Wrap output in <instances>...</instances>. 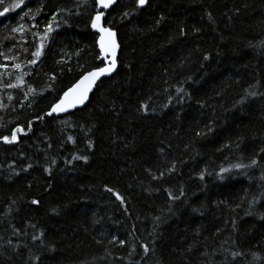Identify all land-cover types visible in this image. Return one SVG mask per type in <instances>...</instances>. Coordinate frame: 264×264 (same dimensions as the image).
<instances>
[{
	"label": "trees",
	"instance_id": "1",
	"mask_svg": "<svg viewBox=\"0 0 264 264\" xmlns=\"http://www.w3.org/2000/svg\"><path fill=\"white\" fill-rule=\"evenodd\" d=\"M19 2H0V264H264V0H117L116 70L61 116L44 114L103 64L99 9Z\"/></svg>",
	"mask_w": 264,
	"mask_h": 264
},
{
	"label": "snow or ice",
	"instance_id": "2",
	"mask_svg": "<svg viewBox=\"0 0 264 264\" xmlns=\"http://www.w3.org/2000/svg\"><path fill=\"white\" fill-rule=\"evenodd\" d=\"M0 2H2V0H0ZM25 2V0H20L19 3L15 4L13 7L14 8H20L21 4H23ZM84 3H88V0H83ZM115 2V0H95V4L96 7L102 8V9H109L110 5H112ZM137 5L142 7L147 3V0H136ZM11 9L8 7H5L3 9V11H0V17H3L6 13H8ZM40 9L37 10L36 14H39ZM25 15H28V13H25ZM128 15H130V13H124L123 16L127 17ZM105 16V13L103 11H99L97 10L95 12V14L91 17L90 19V24H91V28L96 30L99 33V38H98V45H99V53L100 55L97 57V59H100L102 61H104V66L102 67H95L94 69H92L91 71H87L86 73H84L79 80L71 87L68 88L67 91L63 92V95L60 97V99L52 104L50 111H48L47 113H45V115L47 116H52L54 113H63L65 111H67L69 108H74L77 105H83L85 103V101L88 98V93L89 91L92 89L93 85L103 76L106 75H110L111 73H113V71L116 69L117 67V49L119 47L118 43H117V39H116V32H114L111 27H103L101 26V21L102 18ZM209 18L211 19V16H209ZM56 19V13L52 14V18L51 20L45 25L44 27V35L43 37H41V39H46L48 34H50L53 31V22ZM157 23H160V21H157ZM13 32H16L17 29L13 28L12 29ZM181 34H183V29H181ZM44 45L41 44L39 46V48L32 52V56L33 57H39L41 55V49H43ZM76 55H79V52L76 53ZM9 57L5 56V59H8ZM14 59V57H13ZM205 60L208 59V56L204 57ZM30 64H36L37 61L36 59H32L29 61ZM15 68H19L20 65L19 64H14L13 65ZM81 68H83V65H80ZM19 79V78H18ZM52 79L54 80L55 77L53 76ZM21 82H23L21 80ZM7 87H13L14 85L8 84L6 85ZM31 91V89H29ZM176 91L182 92L181 88H177ZM258 95L257 92L255 91H247L246 90V96L247 97H256ZM11 98V97H10ZM171 99V98H169ZM245 98H242L241 101H238L237 103H243ZM141 109L146 108L145 104H141ZM37 119H43V117H37ZM31 125V122H29V127ZM211 126H209L208 131L210 132ZM23 130L20 127H16L15 129L12 130L11 133V138H9L8 136H3L2 139L5 143H14L17 140V133L22 132ZM207 133L204 132H197L196 135L198 137L200 136H204ZM187 147V146H186ZM264 151V150H262ZM75 159H80L81 157H74ZM84 159L86 160L87 158L84 157ZM70 163V161H69ZM257 164L256 159H252L251 162L247 165L244 164H235L232 167L237 168V169H245V168H251L253 166H255ZM28 167H31V165H29ZM175 168V163L173 162V164L171 165V167H169L168 169H166L167 172H172ZM27 169H25L26 171ZM49 169H45V171H48ZM220 171L223 172H227L229 171V169L227 168H221ZM164 175V172L160 173V176H155L153 175V179H160L162 178ZM201 179H203V174H201ZM262 180H264V176L261 177ZM107 191L112 192L113 190L111 188H108ZM115 194V193H114ZM183 195V192L181 191V196ZM169 197L170 199L176 200L179 199V197H175L172 196L171 193H169ZM116 199L119 200L121 203H123V199L120 195H116ZM39 201L38 200H33L32 204H38ZM252 203H256V200L254 199L252 201ZM33 239H37V237H33ZM115 239V238H114ZM121 244H124V241H120ZM141 247L144 248V251L147 252L148 248L147 246L141 245ZM242 253L240 252H233L232 256L238 257L241 256ZM253 258L254 259H260L259 256H257L256 253H252Z\"/></svg>",
	"mask_w": 264,
	"mask_h": 264
},
{
	"label": "water",
	"instance_id": "3",
	"mask_svg": "<svg viewBox=\"0 0 264 264\" xmlns=\"http://www.w3.org/2000/svg\"><path fill=\"white\" fill-rule=\"evenodd\" d=\"M116 1L117 0H115V2L112 4V5H110V7H109V9L116 3ZM109 9H102V8H99V11H103L104 13H105V16H106V12L109 10ZM105 16L102 18V21H101V26H103V27H109V26H107V25H105L104 24V18H105ZM90 27H91V24H90ZM92 29V28H91ZM112 29V28H111ZM114 32H116L114 29H112ZM92 31L97 35V38H96V45H97V49H98V51H99V45H98V38H99V33L96 31V30H94V29H92ZM116 39H117V36H116ZM117 43H118V40H117ZM118 45H119V43H118ZM118 50H119V47H118V49H117V55H118ZM99 55H100V53H99ZM99 61H102V60H100L99 59ZM102 65L101 66H99V67H102V66H104V61H102ZM92 70V69H91ZM91 70H89V71H91ZM116 70V69H115ZM115 70L113 71V73L115 72ZM86 73V72H85ZM113 73H111L110 75H112ZM110 75H106V76H103V77H101L94 85H93V87H92V89L89 91V93H88V98H87V100L85 101V103L83 104V105H77L76 107H74V108H69L67 111H65V112H63V113H54L53 115L54 116H61V115H65V114H67V113H70V112H72V111H74L75 109H77V108H80V107H82V106H84L86 103H87V101H88V99H89V97H90V94L93 92V90H94V88H95V86H96V84L102 79V78H105V77H108V76H110ZM79 80V79H78ZM77 80V81H78ZM76 81V82H77ZM75 82V83H76ZM75 83H73L69 88H71ZM68 89H66L65 91H67ZM63 95V93L61 94V96ZM60 96V97H61ZM60 97H59V99H60ZM58 99V100H59ZM57 100V101H58ZM56 101V102H57ZM55 102V103H56ZM50 109H51V107H50ZM50 109L48 110V111H50ZM47 111V112H48ZM47 112H45V113H47ZM45 115V114H44ZM45 116H47V115H45Z\"/></svg>",
	"mask_w": 264,
	"mask_h": 264
},
{
	"label": "rangeland",
	"instance_id": "4",
	"mask_svg": "<svg viewBox=\"0 0 264 264\" xmlns=\"http://www.w3.org/2000/svg\"><path fill=\"white\" fill-rule=\"evenodd\" d=\"M40 45H41V43L39 44V46H40ZM39 46H38V48H39ZM38 48H37V49H38ZM42 50H43V49H41V53H42Z\"/></svg>",
	"mask_w": 264,
	"mask_h": 264
},
{
	"label": "bare ground",
	"instance_id": "5",
	"mask_svg": "<svg viewBox=\"0 0 264 264\" xmlns=\"http://www.w3.org/2000/svg\"><path fill=\"white\" fill-rule=\"evenodd\" d=\"M45 11V10H44ZM14 14V13H13ZM13 16V15H12ZM28 48V47H27ZM24 50V49H23ZM22 53V52H21ZM50 54V53H49ZM35 75V74H34Z\"/></svg>",
	"mask_w": 264,
	"mask_h": 264
}]
</instances>
